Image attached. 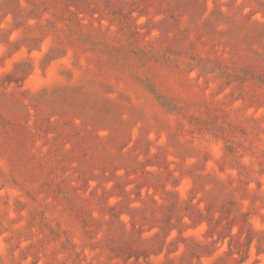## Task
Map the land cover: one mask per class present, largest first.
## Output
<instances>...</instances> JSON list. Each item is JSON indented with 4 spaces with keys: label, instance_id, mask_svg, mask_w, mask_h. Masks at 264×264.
I'll use <instances>...</instances> for the list:
<instances>
[{
    "label": "rangeland",
    "instance_id": "1",
    "mask_svg": "<svg viewBox=\"0 0 264 264\" xmlns=\"http://www.w3.org/2000/svg\"><path fill=\"white\" fill-rule=\"evenodd\" d=\"M0 264H264V0H0Z\"/></svg>",
    "mask_w": 264,
    "mask_h": 264
}]
</instances>
